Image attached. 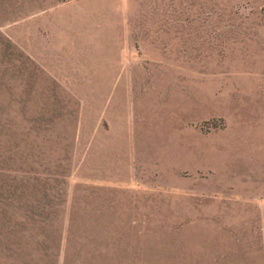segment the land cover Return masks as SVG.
<instances>
[{
    "label": "rangeland",
    "instance_id": "1",
    "mask_svg": "<svg viewBox=\"0 0 264 264\" xmlns=\"http://www.w3.org/2000/svg\"><path fill=\"white\" fill-rule=\"evenodd\" d=\"M0 175V264H264V0H0Z\"/></svg>",
    "mask_w": 264,
    "mask_h": 264
},
{
    "label": "trees",
    "instance_id": "2",
    "mask_svg": "<svg viewBox=\"0 0 264 264\" xmlns=\"http://www.w3.org/2000/svg\"><path fill=\"white\" fill-rule=\"evenodd\" d=\"M14 185H16V183H14L12 180H8L7 178L0 177V186L5 191L10 190V189H12L14 191V189L16 188V187H14ZM21 185L25 186L22 182H21ZM22 195H26V194H12V193H10L4 199L1 198V201L4 202L3 204H7L10 202V200L14 201Z\"/></svg>",
    "mask_w": 264,
    "mask_h": 264
}]
</instances>
